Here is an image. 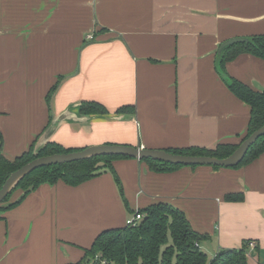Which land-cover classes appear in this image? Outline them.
<instances>
[{
	"label": "crops",
	"instance_id": "obj_1",
	"mask_svg": "<svg viewBox=\"0 0 264 264\" xmlns=\"http://www.w3.org/2000/svg\"><path fill=\"white\" fill-rule=\"evenodd\" d=\"M259 34L264 0H0L2 151L13 159L34 142L37 150L48 142L75 150L240 144L251 107L231 91L216 56L226 40ZM225 68L264 90V59L240 52ZM88 102L108 111L85 114ZM113 165L126 203L104 172L75 186L41 184L0 208V264L77 263L101 232L161 202L184 212L205 236L204 251L254 241L247 259L264 264V152L237 167L155 171L135 157ZM237 192L243 200L225 199Z\"/></svg>",
	"mask_w": 264,
	"mask_h": 264
},
{
	"label": "trees",
	"instance_id": "obj_2",
	"mask_svg": "<svg viewBox=\"0 0 264 264\" xmlns=\"http://www.w3.org/2000/svg\"><path fill=\"white\" fill-rule=\"evenodd\" d=\"M249 43H237L228 47L222 54H217V67L227 85L241 100L251 107V119L247 134L243 140L255 130L264 125V90H254L246 83L229 76L226 73L225 64L240 52L252 53L264 59V35L250 36ZM63 76L49 92L47 99L49 105L52 95L57 89ZM81 110L85 114H103L108 110L95 102L84 103ZM0 141L3 135L0 130ZM239 144L222 143L214 148L190 146L187 148L168 149L172 153L209 155L219 158L229 156L237 149ZM0 145V188L12 172L19 169L29 161L44 155L53 153H65L75 149L66 148L56 142H48L39 150L35 142L23 153L13 159L6 157ZM264 152V135L250 146L244 159L236 166H241L256 159ZM130 156H96L85 160L64 164H54L39 167L26 175L13 191L0 204V208L9 209L17 205L32 190L44 183L54 184L59 180L70 185H79L104 172H110L119 188L125 203L127 202L121 180L113 165L117 158ZM149 163L155 171H171L182 164H171L151 158H142ZM197 166V165H190ZM215 168L222 166L211 165ZM22 190L19 198L10 200L17 191ZM227 201H241L244 195L241 192L229 193ZM143 218L136 225H126L121 228H113L101 232L90 248L85 249L83 259L74 264H250L246 251L248 242L240 248L221 249L210 260L207 253L201 249L199 242L204 235L196 232L188 221L186 215L180 209L168 204L158 203L143 210ZM198 243V245H197ZM98 258L96 259V257Z\"/></svg>",
	"mask_w": 264,
	"mask_h": 264
},
{
	"label": "water",
	"instance_id": "obj_3",
	"mask_svg": "<svg viewBox=\"0 0 264 264\" xmlns=\"http://www.w3.org/2000/svg\"><path fill=\"white\" fill-rule=\"evenodd\" d=\"M248 37H235L223 42L218 50L222 54L228 47L237 43H249ZM222 76H224L222 74ZM264 135V125L245 138L229 156L219 158L209 155H192L172 153L166 149H151L140 146L124 144H101L92 145L80 150L65 153H53L37 157L10 174L0 188V204L13 191L18 183L33 170L54 164H64L74 161L89 159L96 156H130L135 158H151L162 162L182 165H216L233 167L238 165L245 157L251 145Z\"/></svg>",
	"mask_w": 264,
	"mask_h": 264
},
{
	"label": "built area",
	"instance_id": "obj_4",
	"mask_svg": "<svg viewBox=\"0 0 264 264\" xmlns=\"http://www.w3.org/2000/svg\"><path fill=\"white\" fill-rule=\"evenodd\" d=\"M93 37H94L93 34L88 35L89 39H92ZM142 218H143V213L137 211L133 218L127 219L126 225H136ZM197 245H198V243H197ZM255 246H256V244L254 241H248V247L254 248ZM103 264H105V263L103 262Z\"/></svg>",
	"mask_w": 264,
	"mask_h": 264
},
{
	"label": "rangeland",
	"instance_id": "obj_5",
	"mask_svg": "<svg viewBox=\"0 0 264 264\" xmlns=\"http://www.w3.org/2000/svg\"><path fill=\"white\" fill-rule=\"evenodd\" d=\"M22 190H17V193H21ZM17 194H13L10 198V200H13L14 197H16ZM15 200V199H14ZM205 252L207 253L208 259L210 260L213 256H215V252L214 251H207L205 250ZM98 258V256L96 257V259Z\"/></svg>",
	"mask_w": 264,
	"mask_h": 264
}]
</instances>
